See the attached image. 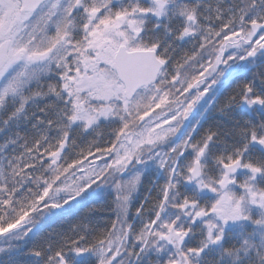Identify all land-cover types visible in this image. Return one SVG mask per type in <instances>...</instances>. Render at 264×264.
<instances>
[{
    "label": "snow or ice",
    "instance_id": "6c2138e0",
    "mask_svg": "<svg viewBox=\"0 0 264 264\" xmlns=\"http://www.w3.org/2000/svg\"><path fill=\"white\" fill-rule=\"evenodd\" d=\"M0 264H264V0H0Z\"/></svg>",
    "mask_w": 264,
    "mask_h": 264
}]
</instances>
